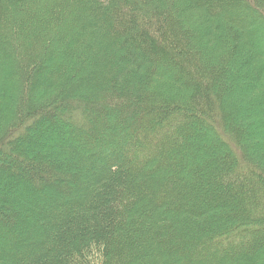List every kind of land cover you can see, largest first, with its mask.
Wrapping results in <instances>:
<instances>
[{
	"label": "trees",
	"instance_id": "obj_1",
	"mask_svg": "<svg viewBox=\"0 0 264 264\" xmlns=\"http://www.w3.org/2000/svg\"><path fill=\"white\" fill-rule=\"evenodd\" d=\"M46 1L0 0V264H264V0Z\"/></svg>",
	"mask_w": 264,
	"mask_h": 264
},
{
	"label": "rangeland",
	"instance_id": "obj_2",
	"mask_svg": "<svg viewBox=\"0 0 264 264\" xmlns=\"http://www.w3.org/2000/svg\"><path fill=\"white\" fill-rule=\"evenodd\" d=\"M43 1L47 2L46 0H43ZM54 1H58V0H54ZM62 1L67 2V0H62ZM75 11H76V9L72 10V13H68V14H70V17L66 18L65 23H64L65 25H64L63 29H66L65 26H71L73 17L75 15ZM38 13H43V12L40 10ZM69 31H70V29L67 30V32H69ZM0 62H1L0 63L1 73H3L2 75H6L7 74L6 72H10V70L17 71L20 69V67L17 64L16 65H14V64L10 65L9 63H6L5 60L0 61ZM260 63H261V65H264V60H260ZM162 84H159V85L165 89V92L166 93L170 92L171 89L168 87V84H166V82H164ZM262 85L264 87V84H262ZM8 87L11 88V91H13V96L11 95L12 102H14V105L19 106V104L22 103V98H21V95L19 93V89H18L19 87H17V82H13L12 84H8ZM263 92H264V89H263ZM16 93H18V94H16ZM261 94H264V93H261ZM234 99L237 101L240 100V98H238L236 96H234ZM261 113L263 114L264 112H261ZM245 115H246V118L242 117V119H241L242 123L246 127H248V129L251 132H252V130L254 131V134L252 132L251 144L254 145L255 147L261 149V150H264L263 149L264 148V118L259 116V114L256 113V110H251L250 112H246ZM261 127H263V128L260 129Z\"/></svg>",
	"mask_w": 264,
	"mask_h": 264
},
{
	"label": "bare ground",
	"instance_id": "obj_3",
	"mask_svg": "<svg viewBox=\"0 0 264 264\" xmlns=\"http://www.w3.org/2000/svg\"><path fill=\"white\" fill-rule=\"evenodd\" d=\"M258 62V61H257ZM142 78V77H141ZM163 85V84H162ZM256 96V95H255ZM258 155V154H257ZM260 155V154H259ZM259 155H258V157H259ZM261 159V158H260ZM151 165V164H150Z\"/></svg>",
	"mask_w": 264,
	"mask_h": 264
}]
</instances>
